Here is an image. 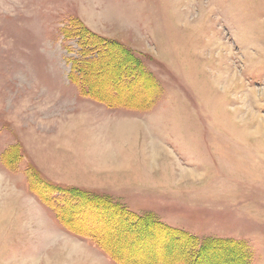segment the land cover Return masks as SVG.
Listing matches in <instances>:
<instances>
[{
  "label": "rangeland",
  "instance_id": "rangeland-1",
  "mask_svg": "<svg viewBox=\"0 0 264 264\" xmlns=\"http://www.w3.org/2000/svg\"><path fill=\"white\" fill-rule=\"evenodd\" d=\"M0 264H264V0H0Z\"/></svg>",
  "mask_w": 264,
  "mask_h": 264
},
{
  "label": "trees",
  "instance_id": "trees-1",
  "mask_svg": "<svg viewBox=\"0 0 264 264\" xmlns=\"http://www.w3.org/2000/svg\"><path fill=\"white\" fill-rule=\"evenodd\" d=\"M70 27H72L71 23L69 25ZM68 30V31H67ZM70 30L69 29H65L64 31V35L66 38H77L79 40V46H80V54H81V58L78 60H73L71 59L72 62V70L71 73L68 77L69 82L72 85H75L78 90L80 95H82L83 97L90 99L92 101H95L97 103H100L102 105H105L107 107H111V106H115L117 104H115L116 99H112V98H108L105 96L100 95L99 92H96L93 89L92 86V80L89 78L88 76V68L90 69V66H92L93 61H95V58L99 59V51L97 49V47L90 45L89 43L87 44L85 42V40L83 39L82 35L80 34V32L77 31H71L72 32V36L70 37L69 35ZM118 96V95H117ZM217 242V243H216ZM214 244L215 246H221V245H226L229 246L228 243H230L231 245L237 246L236 243H232V242H228V241H216ZM204 245L200 246V253H202L203 249H204ZM201 255V254H200Z\"/></svg>",
  "mask_w": 264,
  "mask_h": 264
},
{
  "label": "bare ground",
  "instance_id": "bare-ground-1",
  "mask_svg": "<svg viewBox=\"0 0 264 264\" xmlns=\"http://www.w3.org/2000/svg\"><path fill=\"white\" fill-rule=\"evenodd\" d=\"M182 4H183V1H182ZM116 86V85H115ZM115 101V100H114ZM76 225V224H75Z\"/></svg>",
  "mask_w": 264,
  "mask_h": 264
}]
</instances>
